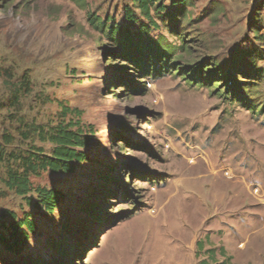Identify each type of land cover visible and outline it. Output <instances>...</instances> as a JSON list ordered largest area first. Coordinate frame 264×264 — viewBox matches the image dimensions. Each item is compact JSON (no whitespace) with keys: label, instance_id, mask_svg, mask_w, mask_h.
Wrapping results in <instances>:
<instances>
[{"label":"rangeland","instance_id":"1","mask_svg":"<svg viewBox=\"0 0 264 264\" xmlns=\"http://www.w3.org/2000/svg\"><path fill=\"white\" fill-rule=\"evenodd\" d=\"M94 18L122 29L130 50ZM160 53L153 74L147 56ZM59 123L90 136L84 160L31 177L61 194L53 213L0 182V211L36 225L20 252L0 247V264H217L210 247L228 264H264V0H157L149 17L132 0H0V147L9 135L7 152L49 155L21 133ZM232 200L238 220L254 213L261 226L250 243L231 238L242 258L221 256L228 239L213 233Z\"/></svg>","mask_w":264,"mask_h":264},{"label":"trees","instance_id":"2","mask_svg":"<svg viewBox=\"0 0 264 264\" xmlns=\"http://www.w3.org/2000/svg\"><path fill=\"white\" fill-rule=\"evenodd\" d=\"M135 5L142 11L143 16L149 17V8L151 5H155L157 0H132ZM5 8V7H3ZM127 18L133 19L132 14H127ZM94 28H100L103 32H106L109 38H117L116 42L119 44H125L126 47L121 49L122 51H129L131 43L128 46V40L126 34L119 27L113 28L111 26L106 28V23H97V19L91 20ZM136 49L139 50V54H145L149 51V48H142L141 46L134 44ZM134 48V47H133ZM129 49V50H128ZM132 49V48H131ZM173 48L168 50V55L173 54ZM144 57V56H143ZM149 61L157 65L151 69L153 74H156L158 69L162 67L164 54L147 56ZM129 62L137 64L141 71H145L147 74L149 65L143 63H136L134 56L129 57ZM167 63L171 62L169 57H165ZM171 58V57H170ZM191 75H195L197 80L210 79L216 77L215 72L212 70L206 72L202 76L198 69H192ZM211 73H214L211 74ZM190 75V76H191ZM213 75V76H211ZM187 78V75H185ZM22 80H25L26 84L28 78L26 75L22 76ZM192 80L191 82H193ZM16 92H18L16 90ZM18 96L15 94L14 98ZM234 98H239L238 96ZM18 100V99H17ZM69 112H75L74 110H68ZM73 123H69L64 126L62 123L57 124L55 127L46 130L41 125H27L25 133H21L25 138L30 135H35L42 143H49L52 145L49 155H46L42 147H36L34 145L29 146L26 150L15 153V151L7 152L6 146L12 144L15 139L9 135H3L4 145L0 147V165L4 168V177L0 178L1 184L4 186L12 196L25 199L27 203L35 210H46L49 213L57 208L61 203V194L54 189H47L44 187H33L31 177L40 176L44 172L52 174L56 173H72L75 167V163L82 162L84 160V154L78 150L88 146L90 136L84 135L82 129L79 127L77 130L70 129ZM28 198V199H27ZM0 247L5 249L6 252H20L25 247V239L29 234H32L36 230V225L30 213H25L21 219H17L15 214L11 211H0ZM55 252L69 256L68 249L53 241ZM208 258L215 259L214 250L209 249L206 251ZM221 256H224V251H221ZM220 264H228L227 259Z\"/></svg>","mask_w":264,"mask_h":264},{"label":"crops","instance_id":"3","mask_svg":"<svg viewBox=\"0 0 264 264\" xmlns=\"http://www.w3.org/2000/svg\"><path fill=\"white\" fill-rule=\"evenodd\" d=\"M232 203H233L232 209L228 210V211H232L234 208L237 207L236 201L232 200ZM232 212H235V211H232ZM236 213L237 212L231 214V212H227L226 211V212H223L222 214L217 215L219 218L214 223L216 224V222H218L219 224L218 223L217 224L219 225V227H217L218 229L214 227L213 233H215V236H216L217 230L220 229V231L223 232L222 237H224L225 239H228V241H227L228 246H225V245L222 244L221 245L222 246L221 247L222 250L224 252H227L228 248H230L231 252H234V255L237 258L238 257L242 258L243 256L245 257L243 252H235V251L232 250L233 246L232 245L229 246V244H231V241H232L231 238L235 239L236 237L242 235V236L245 237L246 242L250 243L248 241V238L250 237V235L259 234L258 229L261 226L253 225V223L255 224V221H258L256 218H253L255 216L254 213L246 215L244 219L242 218L244 215H242V217H240L241 218L240 220H238L236 218V215H235ZM238 216H239V214H238ZM249 216L250 217L253 216V217L249 219ZM251 221H253V222H251ZM241 222H242V224H241ZM245 227H247V229H244ZM220 231H219V235L221 237V232ZM211 240H212V238H211ZM235 240L238 241V239H235ZM215 244L216 245L213 244V248L214 249H215V247L218 244L217 240H216ZM238 245H244L245 246V243L239 242ZM209 249H211V247ZM218 249H220V248H218ZM214 255H215L214 256L215 259L219 260L217 262V264H220L223 260L226 259L224 257H220V255L218 256V253L216 251H214ZM221 259H222V261H221Z\"/></svg>","mask_w":264,"mask_h":264},{"label":"built area","instance_id":"4","mask_svg":"<svg viewBox=\"0 0 264 264\" xmlns=\"http://www.w3.org/2000/svg\"><path fill=\"white\" fill-rule=\"evenodd\" d=\"M256 191H258L257 189H255Z\"/></svg>","mask_w":264,"mask_h":264},{"label":"bare ground","instance_id":"5","mask_svg":"<svg viewBox=\"0 0 264 264\" xmlns=\"http://www.w3.org/2000/svg\"><path fill=\"white\" fill-rule=\"evenodd\" d=\"M194 223V222H193Z\"/></svg>","mask_w":264,"mask_h":264}]
</instances>
